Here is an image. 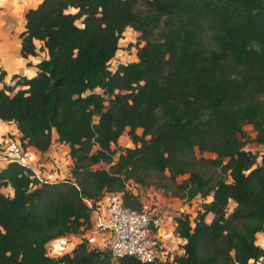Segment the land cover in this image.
<instances>
[{
    "label": "trees",
    "instance_id": "trees-1",
    "mask_svg": "<svg viewBox=\"0 0 264 264\" xmlns=\"http://www.w3.org/2000/svg\"><path fill=\"white\" fill-rule=\"evenodd\" d=\"M23 20L19 56L46 57L13 85L0 70V120L38 152L65 145L69 176L40 180L16 160L0 169L12 189L0 191V264H109L84 242L56 257L45 248L89 227L86 201L104 193L139 209L129 184L200 201L173 218L183 243L170 264H264V155L244 148L264 144V0H40ZM125 30L137 60L111 71ZM125 130L133 146L120 149Z\"/></svg>",
    "mask_w": 264,
    "mask_h": 264
},
{
    "label": "built area",
    "instance_id": "built-area-1",
    "mask_svg": "<svg viewBox=\"0 0 264 264\" xmlns=\"http://www.w3.org/2000/svg\"><path fill=\"white\" fill-rule=\"evenodd\" d=\"M124 33L122 35L125 36ZM133 34L136 33L133 32ZM120 63L125 64L124 62ZM112 66L114 65L110 63L108 69L111 71L113 70ZM2 141L0 140V142ZM0 148V154L5 160H16L30 167L33 170V175L40 180L51 182L55 180L49 175L50 171H47L44 164L37 166V157L35 160L32 159L35 156L28 150H22L19 143H9ZM40 167L41 170H39ZM86 204L90 208V213H94L91 221L89 215V227L81 228L77 234L51 239L45 248L47 256L56 257L70 254L77 244L84 242L86 246L95 243L107 244L109 260L114 264L124 257L153 264L172 263L176 254L172 248V240L175 237L172 232L174 224L167 232L164 230V212L153 200L150 201L140 196L139 209H131L123 205L119 193H104L96 201H86ZM82 232L85 240L89 243L83 241Z\"/></svg>",
    "mask_w": 264,
    "mask_h": 264
},
{
    "label": "rangeland",
    "instance_id": "rangeland-1",
    "mask_svg": "<svg viewBox=\"0 0 264 264\" xmlns=\"http://www.w3.org/2000/svg\"><path fill=\"white\" fill-rule=\"evenodd\" d=\"M135 35L133 33H130L128 31L125 32V36H122V39L120 41H118V49L119 51H116L115 55L113 56V60H111L110 63H112V69H116V63H120V62H124L125 64H128L129 62L132 61H136V48L138 46H140V43L138 41L134 43L135 40ZM133 46V47H132ZM39 58L40 54L38 53ZM33 60H30L29 58L26 59L27 64L30 65V62H32ZM11 75L9 74L5 75L4 80L7 84L9 85H13L14 80L11 79ZM23 88V87H21ZM94 93L100 94L102 96H105L103 94L102 89L100 90L99 88H94L93 89ZM116 92V90H115ZM12 92H9L8 94H11ZM93 121H96V118H93ZM10 125V124H7ZM11 126V125H10ZM243 129L246 131V133H248V135L250 137L254 136V132L251 130V126L250 125H244ZM10 132L4 133L1 138H3V141L0 143L1 145H8L9 143L12 144H17L20 143L21 149L24 150L25 146L22 145L20 139H19V133L14 130L13 128L11 130H9ZM127 130L123 131V133L119 136L118 140H117V147L121 148H125V147H132L133 144L129 138V136L126 133ZM137 134H140V130H136ZM54 138V135H53ZM244 148L246 150L251 151L252 153H254L256 155L257 158V162H260V158L261 156L264 155V144H254V143H247ZM205 157H211L210 154H205ZM32 159H36V157L32 158ZM37 159L39 160V158L37 157ZM40 159L42 160L45 168L47 169L50 176H52L55 180H61L64 177H68L69 176V165H70V161H69V157H68V149L65 145L59 144L55 141H53V143L51 144V148L49 149L48 154L43 155L41 154ZM200 169L202 170H206L208 172H210L211 170H214L212 167H209L208 165H206L205 163H200ZM93 168H98V169H106L107 168V164L104 163H98L96 165L93 166ZM39 170H41V167L39 168ZM185 175L183 176H178L177 180L180 181L182 178H184ZM54 180V181H55ZM128 189H130L133 193L137 194L138 196H142L145 199H147L149 197V192H151L149 188H141V187H137V186H133L131 184L127 185ZM145 190L146 193H145ZM0 191L5 194V195H9V188L5 187V188H1ZM159 194L161 195V197H165L168 198L167 196L163 195L161 193L160 190ZM156 191V193L158 192ZM159 196V195H158ZM154 198V197H153ZM155 199V198H154ZM199 200L195 199L192 200L189 203H177L176 208H175V213H183L188 212L191 213V215L194 214V210L197 208L198 204H199ZM233 204L231 201H229V204L227 206V210L230 211L232 208ZM182 210V212H181ZM81 237L83 239V241H85L86 243H89L87 240H85L84 238V234L83 232L81 233ZM257 243L259 245H261V247L264 248V233L263 236L262 235H257ZM88 248H99L101 250L104 251H108V245L107 244H87ZM109 264H114L113 262H110L109 260Z\"/></svg>",
    "mask_w": 264,
    "mask_h": 264
},
{
    "label": "crops",
    "instance_id": "crops-1",
    "mask_svg": "<svg viewBox=\"0 0 264 264\" xmlns=\"http://www.w3.org/2000/svg\"><path fill=\"white\" fill-rule=\"evenodd\" d=\"M39 1L40 0H0V70L5 71L7 75L20 74L25 75L26 77H31L35 72L34 64L39 59V55L36 57H30L29 59L33 61L30 62V65H27L26 60L22 59L18 54V33H20L23 29V12L28 8L35 7ZM38 53L40 54L41 58L46 57L45 51H39ZM7 124H10L11 126ZM12 128L16 130L15 125L12 122L0 120V137L4 133L10 132L9 130ZM50 148L51 146L49 149ZM49 149H47L46 152L40 153L32 147H27V150L33 156L39 158V161L36 162L37 166L43 164L42 160L40 159L41 154H48ZM6 163L7 162L2 157H0V169L3 168ZM35 169H38V167H35ZM149 189H151V192H149V197L147 199L150 201L153 200L156 205L159 206L164 212V230L167 232L174 224L173 218L179 214L175 213L174 211L177 203H181V201L176 198L161 197L159 191L156 193L157 190L152 188ZM9 190L10 191L8 193L11 196L12 189L9 188ZM146 191L147 190H145V193ZM93 216L94 213H90V221L93 219ZM210 219L211 215L207 214L205 216V221L208 222ZM263 233H260L259 235L263 236ZM182 243V239L178 237L173 238L172 248L176 253L175 255H180L182 253L181 249L179 248ZM253 264H260V262H255Z\"/></svg>",
    "mask_w": 264,
    "mask_h": 264
},
{
    "label": "clouds",
    "instance_id": "clouds-1",
    "mask_svg": "<svg viewBox=\"0 0 264 264\" xmlns=\"http://www.w3.org/2000/svg\"><path fill=\"white\" fill-rule=\"evenodd\" d=\"M120 41V40H119ZM121 64V63H120ZM123 65H125V64H123ZM115 70V69H114ZM1 138V137H0ZM0 140H3V138H1ZM1 143V142H0ZM20 144V143H19ZM2 146V145H1ZM0 146V147H1ZM27 147H30V146H25V148H24V150H27ZM1 149V148H0ZM1 151V150H0ZM37 151V150H36ZM41 153V152H40ZM0 157H2L3 159H4V157L0 154ZM5 160V159H4ZM7 163L8 162H10V161H7V160H5ZM14 161V160H13ZM39 161V160H38ZM24 165V164H23ZM88 248V247H87ZM90 249V248H89Z\"/></svg>",
    "mask_w": 264,
    "mask_h": 264
}]
</instances>
